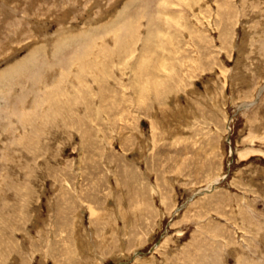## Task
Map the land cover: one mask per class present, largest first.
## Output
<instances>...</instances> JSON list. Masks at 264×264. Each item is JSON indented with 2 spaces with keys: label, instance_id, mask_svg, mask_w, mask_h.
<instances>
[{
  "label": "rangeland",
  "instance_id": "1",
  "mask_svg": "<svg viewBox=\"0 0 264 264\" xmlns=\"http://www.w3.org/2000/svg\"><path fill=\"white\" fill-rule=\"evenodd\" d=\"M0 264H264V0H0Z\"/></svg>",
  "mask_w": 264,
  "mask_h": 264
}]
</instances>
